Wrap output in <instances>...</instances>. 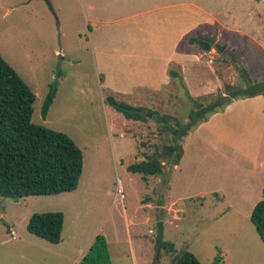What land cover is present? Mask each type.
<instances>
[{"label": "rangeland", "instance_id": "obj_1", "mask_svg": "<svg viewBox=\"0 0 264 264\" xmlns=\"http://www.w3.org/2000/svg\"><path fill=\"white\" fill-rule=\"evenodd\" d=\"M190 1H198L218 14L225 24L235 21L252 37L261 33L264 40V1ZM91 20L92 10L86 0H0V56L35 94L31 122L67 135L83 155L82 174L71 196H34L16 201L0 196V264H76L79 250H85L94 235L103 234L109 239L107 250L112 264H134L123 210L133 222L132 236L139 237L141 247L134 244L137 264H172L175 255L163 249L156 260L158 221L163 224V241L173 244L178 254L181 250L191 252L201 264H211L216 258L221 264H264V244L249 219L231 211L219 215L227 210L222 204L215 207L208 202L202 208L192 204L195 200H186L188 193L203 187L220 185L235 192L241 184V180L224 179L214 173L206 157L201 158L198 176H194L193 149L188 142L182 173L171 171L169 161L159 176L142 177L126 170L139 161L141 149L154 155L173 143L171 134L159 131L161 124L155 114L182 123L199 104L208 105L216 99H194L179 82L160 92L116 97L143 107L146 121L132 124L106 104V97L112 94L100 90L90 44ZM227 37L226 33L223 39ZM231 47L212 52L220 53L221 69H217L225 70L227 81L236 78L232 89L264 88V54L246 38L237 37L236 56L231 55ZM55 80L56 95L43 119L42 106ZM205 170L209 172L203 173ZM167 175L172 181V198L179 204L156 210L155 206L164 203ZM193 180L204 181V185L196 186L198 182ZM147 203H152L151 208H142ZM46 212L64 215L59 244H50L26 229L32 214ZM146 213L151 216L149 222L144 221Z\"/></svg>", "mask_w": 264, "mask_h": 264}, {"label": "crops", "instance_id": "obj_2", "mask_svg": "<svg viewBox=\"0 0 264 264\" xmlns=\"http://www.w3.org/2000/svg\"><path fill=\"white\" fill-rule=\"evenodd\" d=\"M86 3L92 10L90 44L96 73L101 81L99 87L101 91L112 94L115 98H132L141 94V91L164 90L171 83L178 82L177 79H170L168 75V69L172 66L182 77L183 84L192 98L207 97L212 101L228 96V91L223 85L234 87L236 78L232 76L227 81L225 70H219L220 53L212 52L214 46L209 52L201 51L197 45L188 43L189 37L214 38L215 42L225 46V49L229 45L232 46L231 55H235L234 44L237 37L246 38L264 54L261 33L252 37L243 32L233 20L225 24L218 14L207 10L198 1L86 0ZM97 4L100 6H96ZM226 33L228 37L223 39ZM243 65L241 63V66ZM237 66L239 67L238 64ZM228 102L222 111L211 115L206 122L181 139L183 155L179 164L172 165L170 170L182 173L188 142L193 149L191 159L195 166L192 171L194 176H198L201 158L206 157L212 162L210 168L214 173L224 179L228 177L230 180H241V184L235 192L220 185L210 189L203 187L188 193L186 200H195L192 204H198V207L202 208L208 202L215 207L216 204H222L227 210L220 211L219 215L231 211L239 217L249 219L254 206L261 200L264 188V156H261L264 144V91L253 97ZM140 153L137 156L138 162L145 161L152 155L151 152L146 153L145 149H141ZM163 164L165 166L166 163ZM206 171L209 172L205 170L203 173ZM196 182V186L204 185V181L193 183ZM171 184L172 181L167 175L164 203L155 206L156 210L165 209L170 203L179 204L178 200L172 198ZM74 191L61 194L71 196ZM151 206L152 203H147L142 208ZM181 211L184 212V209L181 208ZM123 216L131 259L137 264L134 244H137L138 248L141 247L137 240L139 237L132 236L130 227L133 222L128 220L125 210ZM150 217L146 213L144 221L149 222ZM95 236L90 240V244ZM103 236L108 247V236ZM90 244L85 250H79L80 256L76 264ZM145 264L150 263L148 261Z\"/></svg>", "mask_w": 264, "mask_h": 264}, {"label": "trees", "instance_id": "obj_3", "mask_svg": "<svg viewBox=\"0 0 264 264\" xmlns=\"http://www.w3.org/2000/svg\"><path fill=\"white\" fill-rule=\"evenodd\" d=\"M187 41L204 52H209L213 47L200 37H189ZM168 75L172 80L177 79L181 87H184L182 77L173 66L168 69ZM229 88V101L253 97L264 91L261 87L252 90V86L245 89ZM56 91L55 80L50 85L42 106L43 119L47 116ZM35 98L32 90L0 56V196L3 198L16 201L34 196H53L72 192L78 187L83 169L82 152L67 135L31 122ZM221 98L208 105L199 104L189 112L185 123L176 120L172 123L171 116L160 117L155 114L157 123L161 124L159 131L171 134L173 143L164 146L159 152L155 151L145 161L129 165L127 171L143 177H153L161 175L163 163L169 161L171 165H178L183 155L179 142L211 115L223 110L229 102L216 106L215 103ZM105 102L127 120L146 121L143 107L132 106L117 100L113 95H108ZM249 220L264 244V188L261 200L254 206ZM63 224L64 216L61 212L34 213L29 217L26 229L50 244H58ZM162 249L175 255L172 264H201L187 250H181L178 254L174 245L169 242L163 241ZM78 264H112L104 236L94 237ZM211 264L221 262L216 258Z\"/></svg>", "mask_w": 264, "mask_h": 264}, {"label": "water", "instance_id": "obj_4", "mask_svg": "<svg viewBox=\"0 0 264 264\" xmlns=\"http://www.w3.org/2000/svg\"><path fill=\"white\" fill-rule=\"evenodd\" d=\"M203 40L213 45L214 48L220 53L225 49V46L216 43L214 38H203ZM229 99L230 98L228 96L222 97L219 101L216 102V106L224 105L229 101ZM162 244H163V225L162 222L158 221L156 224V236H155L156 260H158L159 258L162 249Z\"/></svg>", "mask_w": 264, "mask_h": 264}, {"label": "built area", "instance_id": "obj_5", "mask_svg": "<svg viewBox=\"0 0 264 264\" xmlns=\"http://www.w3.org/2000/svg\"><path fill=\"white\" fill-rule=\"evenodd\" d=\"M152 233H153V231H152V230H149V234H152ZM10 235L12 236V238H14V233H13V231L10 232Z\"/></svg>", "mask_w": 264, "mask_h": 264}]
</instances>
